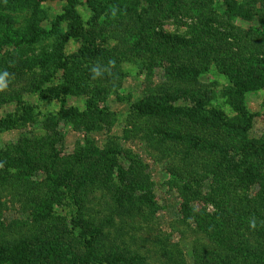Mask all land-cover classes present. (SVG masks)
<instances>
[{
	"label": "trees",
	"instance_id": "trees-1",
	"mask_svg": "<svg viewBox=\"0 0 264 264\" xmlns=\"http://www.w3.org/2000/svg\"><path fill=\"white\" fill-rule=\"evenodd\" d=\"M45 1L0 0V72L9 74L0 110L21 112L0 116V128L36 122L29 96L60 103L45 134L0 146V264H186L160 240L163 261L143 250L150 239L140 231L154 230L160 207L147 162L116 138L99 145L88 135L114 122L98 105L109 92L100 79L111 83L124 59L144 57L163 80L130 104L120 139H137L164 164L181 217L202 236L194 264H264V143L247 134L255 114L246 105V93L264 87V0H87L86 23L77 0H62L48 21ZM255 15L260 27L235 23ZM184 18L187 34L162 28ZM69 39L79 42L77 62L64 53ZM212 65L229 82L234 117L212 103L215 89L202 79ZM80 93L90 95L83 110L68 103ZM60 121L88 136L71 152ZM199 200L213 210L196 208Z\"/></svg>",
	"mask_w": 264,
	"mask_h": 264
},
{
	"label": "rangeland",
	"instance_id": "rangeland-1",
	"mask_svg": "<svg viewBox=\"0 0 264 264\" xmlns=\"http://www.w3.org/2000/svg\"><path fill=\"white\" fill-rule=\"evenodd\" d=\"M62 0H46L42 3L41 9L44 13L48 14L49 19L52 20L60 13L63 12L64 2ZM240 3L241 6L245 5L249 0H235ZM95 2V0H93ZM120 3L123 7L131 6L133 3L131 0H122ZM87 0H77L75 9L80 14L84 23L89 19L91 13V7L87 8ZM133 6V5H132ZM261 7L260 4L256 3V7ZM264 10V7H262ZM192 19L184 18V20H166L162 26L165 31L187 34L188 25ZM48 23V22H47ZM236 25L243 28L249 29L251 26L260 27V20L255 15L252 20H245L239 18L236 20ZM79 42L74 39H69L64 48V53L76 62L78 56ZM152 61L149 57L144 58H129L124 59L119 66L118 71L115 73V78L110 81L104 80L98 75L92 78V88L95 86V81L100 79V84L97 87L106 89L109 88V92L102 97L99 102V107H103L109 110L114 115V122L111 129L108 130L103 127L101 131L88 134L89 137H93L97 144L103 145L109 138H116L124 147L132 148L138 152L141 157L147 162L151 177L154 181V192L156 199L160 205L154 220V225L151 233L147 234L140 231L144 236L149 237L150 243H146L145 248L150 249L149 253L153 256H157V261L164 260L162 254H155L154 251L157 249L158 241H162L173 251H178L179 255L185 260L186 264H194V249L198 246L199 241L201 242L202 236L196 231V228L190 222H186V219L181 217L179 212L181 199L179 197L176 187L168 184V177L165 171L163 163L153 162L148 155L142 151V144L135 138H129L125 140L122 137V130L126 123H124L129 115L130 104L139 98L144 96L149 86L155 88L163 80L162 71L159 67H154L151 64ZM82 80L84 79L82 68L86 67V64L78 63ZM88 67V66H87ZM203 81L210 85L211 88L215 89L216 98L212 101L213 104L221 108L226 115L230 117L235 116V111L229 102L227 101L225 91L229 84L228 80L222 74H219L214 65L211 66L210 70L205 73L202 77ZM89 82V81H88ZM83 85V82H80ZM115 84V85H112ZM86 84V83H85ZM111 89H114L112 91ZM89 93H80L73 95L68 99V103L71 106H75L81 110L85 109L87 98ZM26 104L30 107L33 117H35V123L28 122L25 125H20L17 128L1 129L0 128V146H6L15 143L18 138L24 134L27 136L38 135L42 136L46 132L43 129L44 119L51 114H56L59 110V101L57 99H39L37 95L27 97ZM264 87L252 90L246 93V105L249 111L254 113L252 118V127L247 132L248 136L257 142L264 143ZM21 112H18L16 106H10L8 108H1L0 116L8 117L13 115L14 119L20 118ZM108 127V126H107ZM57 129L62 136V143L66 152H71L78 145L84 143V139L87 136L86 132L75 130L71 125L65 124L60 121ZM119 138V139H118ZM141 147V150H140ZM202 172V171H201ZM200 172V173H201ZM200 189L203 195L207 185L202 184ZM255 192V188L251 189ZM196 208L205 207L207 211H212L213 206L205 201H195ZM138 235L139 233L136 232ZM153 238V240H152ZM156 247V248H155ZM144 252V251H143Z\"/></svg>",
	"mask_w": 264,
	"mask_h": 264
},
{
	"label": "clouds",
	"instance_id": "clouds-1",
	"mask_svg": "<svg viewBox=\"0 0 264 264\" xmlns=\"http://www.w3.org/2000/svg\"><path fill=\"white\" fill-rule=\"evenodd\" d=\"M93 71L96 72V69L94 68ZM98 74L99 73H96V75ZM93 78H95V76ZM8 82H9V74L6 71L0 72V91L7 89ZM252 226H254V224Z\"/></svg>",
	"mask_w": 264,
	"mask_h": 264
}]
</instances>
